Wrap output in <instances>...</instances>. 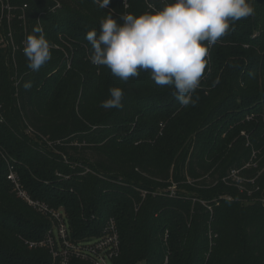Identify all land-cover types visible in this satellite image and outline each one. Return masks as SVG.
Returning <instances> with one entry per match:
<instances>
[{"label": "trees", "instance_id": "trees-1", "mask_svg": "<svg viewBox=\"0 0 264 264\" xmlns=\"http://www.w3.org/2000/svg\"><path fill=\"white\" fill-rule=\"evenodd\" d=\"M24 1L0 48V264H52L25 242L53 222L16 195L10 164L32 199L63 212L75 241L113 219L114 264H264V0L209 49L187 107L148 71L125 82L90 61L86 35L107 14L122 23L165 0L12 2ZM35 26L53 45L38 72L22 51ZM112 87L124 91L122 109L100 106Z\"/></svg>", "mask_w": 264, "mask_h": 264}, {"label": "clouds", "instance_id": "clouds-1", "mask_svg": "<svg viewBox=\"0 0 264 264\" xmlns=\"http://www.w3.org/2000/svg\"><path fill=\"white\" fill-rule=\"evenodd\" d=\"M107 9L111 0H94ZM254 0H165L164 7L139 16L128 13L113 19L111 13L100 21V31L91 30L86 40L91 45L90 61L106 66L127 82L148 71L158 86H172L173 95L183 107L195 106L193 96L200 86L207 66L209 49L235 23L254 15ZM125 7L127 4L125 2ZM23 43L27 67L38 72L52 59L53 45L41 27L35 26ZM33 84H23L31 90ZM110 98L101 103L104 109H122L124 91L109 89Z\"/></svg>", "mask_w": 264, "mask_h": 264}, {"label": "built area", "instance_id": "built-area-1", "mask_svg": "<svg viewBox=\"0 0 264 264\" xmlns=\"http://www.w3.org/2000/svg\"><path fill=\"white\" fill-rule=\"evenodd\" d=\"M13 0H0V48L6 47L7 40L4 36V25L10 28L11 21L17 19L24 21L29 3L24 1L21 5H16ZM22 1V0H20ZM53 9L59 7L56 0ZM12 39V34H8ZM14 45L13 41L11 42ZM236 173H233L235 176ZM7 179L12 183L16 195L29 207L49 217L53 222V227L45 237L39 241H26V245L31 249H45L52 258V264H70L73 259L83 261L88 264H114L120 255V234L116 222L111 219L98 238H90L83 241H75L72 237L69 222L63 212L51 209L47 204L34 200L23 187L17 175L15 166L9 165Z\"/></svg>", "mask_w": 264, "mask_h": 264}, {"label": "rangeland", "instance_id": "rangeland-1", "mask_svg": "<svg viewBox=\"0 0 264 264\" xmlns=\"http://www.w3.org/2000/svg\"><path fill=\"white\" fill-rule=\"evenodd\" d=\"M140 264H144V263H140Z\"/></svg>", "mask_w": 264, "mask_h": 264}]
</instances>
